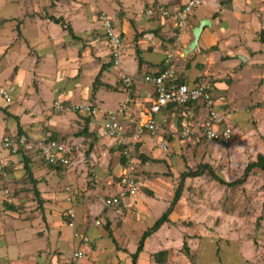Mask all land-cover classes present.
I'll use <instances>...</instances> for the list:
<instances>
[{
	"label": "rangeland",
	"instance_id": "1",
	"mask_svg": "<svg viewBox=\"0 0 264 264\" xmlns=\"http://www.w3.org/2000/svg\"><path fill=\"white\" fill-rule=\"evenodd\" d=\"M183 1L0 0V87L9 83L19 85L22 80L19 81L17 78L21 79V71L27 69L26 89L30 85L34 86L35 88H30V92L36 94L34 91L40 93V88L43 95L40 99H45L46 106H36L35 110L45 108L42 113L43 117L47 116L46 111L50 112L51 117L58 116L57 122L66 133L64 135L56 134L60 137L77 136L79 131H83L84 124L91 119V116L80 112L75 106L87 103L97 106L100 109L99 114L108 109H116V112L119 109L117 113L124 110L125 117L128 116V118L121 119V116L118 118L128 130L133 131L136 124L130 120L137 115L138 106H130V103L135 97L133 93L136 82L130 75L116 73L115 68L121 69L122 67L124 72L131 74L135 69V60L133 61L131 56L124 55L121 59L122 65L115 67L108 54V48L106 50V37L103 26L101 27L100 24L101 15L105 12L113 15L118 30L125 23L140 27L142 20H150L147 15L150 9L154 11L152 17L156 19L162 17L161 7L170 10L178 9L183 5ZM214 1L213 3L211 0H202V4L195 11L202 12L212 8L220 12L222 8L218 5L217 0ZM223 1L229 3L230 0ZM151 5L152 7H149ZM176 5L178 7H171ZM233 5L239 12L246 13L249 19L245 24L233 14L225 11L226 19L238 29L237 32L230 33L232 39L226 45L213 46L207 51V56L204 53H198V47L192 52L182 54V49L187 47L184 43L177 46L174 43V46L167 52V54H173L178 76L185 82L193 81V83L198 82L206 85L210 95V105H216L220 114H228L229 118L226 123L233 133L230 142L221 144L204 137L200 130L201 115L199 114L194 120L192 128L194 133L184 137L178 120L179 116L172 112L164 113L166 116L163 117L164 120L161 121L158 117L157 119L163 129L161 133L170 143L169 151L165 152L160 147L154 146L148 141V137H145L147 139L143 142L131 145V157L138 170L140 191L136 194L138 196H132L133 199L127 197L120 205L114 207L106 205L105 200L109 196H106L103 188H108L110 185L116 186L115 191L120 192L119 175L124 157L119 147H112V153L109 155L100 153L97 156L98 160L101 157L105 161L107 160L108 167L111 168L114 175L111 179L110 174L103 184L98 181L103 172L100 171V168L103 167L98 164L94 165L97 159L94 160L92 156L96 140L89 136H85L83 139V161L80 162L83 165L80 168H84H81L82 173L78 172L77 175L69 177L68 174L71 173L68 168H55L40 159L30 157L32 159L30 167L34 177L35 169L32 166L42 167L47 171L48 176L43 175L41 181L43 182L41 186L44 189L43 193H46V195H41L42 202L35 194L36 190L30 180V173L25 167V162L15 159V157L22 158L24 154L21 152V154L13 156L8 151L0 150V236L2 237V231H5L1 229L2 222L8 223L5 218L11 213L22 218L21 220H31L32 222L35 220L46 225L50 220L49 225H57L64 230L63 238L59 244L62 250L59 248V251L56 250L52 253L50 247L44 246L36 255L34 253L36 247L46 245L47 240L52 241V239L46 240L43 237L34 236L30 242L16 245L12 251L23 253L27 258L29 257L28 260L31 255H34L36 262L43 263L46 259L44 264H73L74 251L80 243L79 249H82L84 256L80 259L79 264H101L93 262L90 258L93 252L100 247V243L93 247V243H98L97 239L95 241L90 237L83 243L79 238H76L77 243L73 239V227L68 225L69 221L65 211L68 206H72V203L66 200L67 192L65 190L67 186H71L76 191L75 230L81 233L86 226L101 228L104 243L108 246L109 244L114 245L113 239L102 228L106 223L102 214L115 212L119 225L118 230L123 229L125 232L120 235V231L116 230L115 234L119 237L123 235L127 239L129 238L128 241H131L127 245L130 252L127 253L125 249L117 250V256L121 264L129 262L130 254L132 251H137L139 240L144 231L155 223L161 214V208L165 204L167 207L170 202L163 199L156 201L151 204V210L145 212L137 198H141L143 192L150 195L155 191H160L159 193H165L168 195L167 198L172 199L182 180L181 174L202 169L200 175H189L185 178L182 196L178 203V213L173 217L175 221H172L167 228L162 227L156 232L157 234L154 233V236L148 237V240L145 241L146 247L139 254L138 263L264 264V171L255 168L243 183L229 184L244 175L250 162L257 160L260 154L264 155V0H237ZM34 15L40 17L39 24L31 27V33H33L31 35L34 39L36 36V41L35 44L26 43V48H24L20 19L21 17H23L22 20L25 17L28 19L27 16ZM51 15L63 17L66 23L74 26L82 37L73 38L61 25L49 18ZM191 20L192 18H190ZM188 26L183 31L184 42H187ZM248 37H253V39L248 41ZM176 39L181 40L177 36ZM240 41L243 45L247 42L251 48H257L258 55L251 58L247 64L243 62L242 58H236L238 62L242 63L236 69L234 68L236 62L232 57L241 54L231 51L241 44ZM47 45L52 46L53 52H47L49 50ZM103 48L106 50L105 54H101ZM126 48L124 41V49ZM85 51L88 54L84 57ZM28 57L30 58L28 59ZM40 57L42 58L40 59ZM107 60L112 61V67L106 73H104L105 71L102 73L103 85L101 86H106L108 90L119 93H110L104 90L103 102L99 101L97 104L96 97L92 92L93 82L97 76L96 68L104 65ZM39 65L42 66L41 71L37 70L40 68ZM240 69L243 71H239ZM238 72L239 74H236ZM30 73L32 74L30 75ZM261 74V78L257 77ZM124 77H130L131 84L125 82ZM135 77L139 79L138 76ZM151 86L149 83L147 84V88L152 89ZM11 93L13 102L15 92ZM126 97H129L131 101L121 103L126 100ZM58 101L64 102L65 110H56L55 105ZM0 103H7L1 94ZM125 104H127V109ZM128 106L136 110H132ZM143 110L138 112L139 116ZM162 111L165 112L168 109ZM46 120L48 118L43 119L42 123H45ZM46 122L43 124L44 131L51 129L56 133L55 127L49 125L48 121ZM100 122H98V126L101 134L98 128L91 135L98 134L100 136L98 139H105L107 136L103 135ZM78 123H82V125L79 127ZM0 135L12 134L1 133ZM105 145L110 147L108 143ZM77 169L79 170V168ZM103 170L105 171V169ZM52 171H54L53 175H50ZM215 175H218L219 178H216ZM221 179H224L226 183L221 182ZM72 181L78 183L76 186L79 191ZM40 194H42L41 191ZM88 200H96V206L99 207L97 214L99 215H95L93 208L86 214L83 213V222L86 220L84 226L82 222L78 223V217H81L80 212L83 211L81 205ZM8 203L15 204L18 208L16 210L8 209ZM5 215L7 216L5 217ZM97 220L101 224H97ZM10 226V224L6 225L7 231H5V237L0 240V244L4 243L5 238L19 242V237L32 235V233L37 234L40 231L39 225L28 226L27 229L23 228L16 232L9 230ZM60 232L62 233L61 230ZM86 234L88 235V233ZM185 242L188 243L189 252L184 249ZM1 249L0 254L6 255L7 249ZM114 250L115 248H112V251ZM103 251L104 253L96 255V259H102L103 262L109 263L112 257L107 254L106 248ZM160 252L164 253L156 256ZM159 260L160 262H158Z\"/></svg>",
	"mask_w": 264,
	"mask_h": 264
},
{
	"label": "crops",
	"instance_id": "2",
	"mask_svg": "<svg viewBox=\"0 0 264 264\" xmlns=\"http://www.w3.org/2000/svg\"><path fill=\"white\" fill-rule=\"evenodd\" d=\"M186 1L187 0H184L182 4H184ZM211 1L213 3L215 2L214 0H211ZM217 1H218V5L222 8L220 12H217V10H215V9L213 10L211 8L208 10H204L202 12L201 11H199V12L195 11L193 13V15L191 17L192 20L189 22V26H188V30H187V37H186L187 42H184L185 41L184 35H183V38L181 40L178 41L176 39V32H175V29L173 27L172 21L170 19H166L163 17H157L155 19L152 17V16H154L153 14H148V13H147V15H149L148 18L150 20H148V21L146 19L142 20L140 27H136L137 25H135V27H134L133 25L125 23L123 25V27H121L119 29V32L122 33V36H123L124 41H125L126 46H127V48L125 49V54H123V56L124 55L131 56L133 61L135 60V69H134L133 73H131V74L124 72L122 67H121V69L114 67L116 70V73H121L123 75H130L135 79V82H136L135 86H134V93H133L135 97L132 99V101L129 97H126V100L121 101V103L122 102H128L129 103L131 101L132 103H130V106H138L137 110L135 108H131L128 106L130 109L137 111V115L134 117V119L130 120L131 122H134L135 124L137 123V119L139 117L138 112L147 108L152 103L153 97H155L153 85L149 83V85H152L151 86L152 89H149V87L147 88L148 82L145 81V75L156 74L162 69L163 59H164L165 55L167 54L168 50L174 46L173 45L174 43L176 46L179 45L180 43H184V45H188L193 40V29L197 25H199V23L202 19H208L209 18L212 21V25L210 27L206 26L204 28V30L202 31L201 36L199 38L198 53H202V54L204 53V55H206L207 51L209 49H211L213 46L220 47V46H222V44L226 45L230 41V39H232V35L230 36V33L237 32V30H238L235 25L230 24L229 21L226 19L225 15H224L225 11H228L230 14H233V16L239 18V20H241V21L245 22V24H247V21L249 19L248 15L246 13H242L243 11L239 12L233 5L235 3V1H237V0H233V1L231 0V2H229V3H227V1L224 2L223 0H217ZM149 7H152V5ZM171 7L176 8V7H178V5L171 6ZM244 12H246V11H244ZM27 17H28V19L26 17L23 20H22L23 17H21V19H20V30H21V35H22L21 38L24 39L22 41L24 48H26V43L28 44V42H30V44H35L36 36L34 39V37L31 35V34H33V33H31V27L37 26L39 24V18H40L39 15L27 16ZM100 24L102 27L101 22H100ZM58 25H60V24H58ZM55 26H57V25H55ZM73 28H74L75 34L77 35V38H75V37H73V38H75V39L81 38L82 36L77 32L76 28L74 26H73ZM35 34H37V33H35ZM137 34H138V37L136 38ZM248 38H249L248 41L253 39V37H248ZM105 43L107 46L106 47V50H107L108 45H107L106 40H105ZM240 43H241V41H240ZM46 47L49 49L47 51L48 53L53 52L51 50L52 49L51 45H47ZM104 49L105 48H103V51L101 54L106 53V50H104ZM216 49H217V47H216ZM41 50H42V48H41ZM160 52H161V54L159 55ZM231 52L241 54V56L244 57L243 62L246 64L248 63V61L251 58L253 59L258 55V49L257 48H251V46L247 42L244 45L241 43L238 47L235 48V50H233ZM211 53H213V52H211ZM86 54H88L87 51L84 52V57L86 56ZM108 54L110 55L109 48H108ZM237 55L238 54H236L232 57V59H234V62H236L234 64L235 67L233 66L236 69H237V67H239V65L242 64L236 60V58H239ZM29 58L30 57H28V59ZM41 58L42 57H40V59ZM111 62L112 61L109 62L108 60L105 61V64H104V69H105L104 71L105 72L104 73H106L108 71V69H111V67H112ZM121 65H122V63H121ZM101 66H103V65H101ZM101 66H98L96 68V72H97L96 74H98L100 72V70L102 68ZM39 67L40 68H38L37 70L41 71L42 66L39 65ZM94 67H95V64H94ZM25 70L26 71H21V74H20L21 79L17 78L19 81L22 80L20 82L21 85L20 84L17 85L16 83H9L8 85H6V86H9V85L15 86L16 91L14 94L13 102L11 101V103H8L10 101H7V103H4V104L0 103V134L4 133V134H12V135H18V136L20 135V137L22 136V137L29 138V139L39 138L46 131V130L44 131V125H43V124L47 123L46 121H48L49 125L55 127V132L57 131L56 132L57 135H59V133H61L62 135L66 134L64 132V129H62V127H60L59 123L57 122V120L59 119L58 116L54 117V115H53L51 117L50 112L46 111L47 116L43 117L42 113H44L45 108H39L38 110H35L36 106L37 107H39V106L41 107V105L46 106L45 101H44L45 99L44 100L40 99L41 95H42V93H41L42 90L40 88H39L40 93H37L36 90L34 91L32 89L36 94L30 92V90H31L30 88H32L34 86L31 87V85H30L26 89L25 85L27 82L28 70L27 69H25ZM239 71H243V69H240ZM31 74L32 73H30V75ZM236 74H239V72ZM135 76H138L139 79H136ZM143 76H144V78H142ZM22 77H24V79H22ZM257 77L261 78L262 74H261V76L258 75ZM107 78H109L108 75H107ZM240 79H242L241 76H240ZM112 80H114V78H112ZM104 81L108 82L107 80H104ZM187 83L199 84L198 82L193 83V81H191V82L188 81ZM17 86H18V88H17ZM2 87H5V86H2ZM2 87H0V89ZM104 90L108 91L110 93H119V92H115L112 90H108L106 88V86H100L99 90L95 94V97H96L95 102L97 104H99V101L103 102L102 95L104 93ZM127 96H129V95H127ZM125 105H126V109H127V104H125ZM108 111H116V109H108V110H104L101 112L105 113ZM118 111H119V109H117V112ZM167 112H172L174 115H176L174 113V111H169V110L165 111V112L162 111L161 113H159L157 115L158 119L161 121L164 120L165 118H163V117H166L164 113H167ZM16 116H17V118H16ZM118 116H121L120 117L121 119L128 118V116L125 117L124 110H123V112L118 113ZM45 118L46 119L48 118V120H46L45 123H42L43 119H45ZM99 121H101L100 123H101V125H103L104 118L103 117H98V118L91 117V119L86 124H84V127H83L84 129L82 128L83 131L82 132L79 131L77 136L72 135V136H69V138H64V137H60L57 135L56 136L59 138H62V139H71V140H83L85 136H87V137L89 136L90 138H94V140H96V142L94 143V149L92 151V156H93L94 160L97 159V161H95L94 165L98 164L99 166L103 167V168H100V171L101 170L103 171L102 176H100L98 178V181L101 184H103V183H105L106 179L110 176V174H111V179H112V177H114V175L112 173L111 168L108 167L109 163L106 162L107 160L105 161V159L103 157H101L100 160L104 161V162H102V161L98 160L97 156L100 155V153H103L105 155L111 154L112 153V147L114 148L115 145H114L113 141L108 137L105 139H103V138L98 139V137H100L98 134L95 136L91 135L93 132H95L96 129L99 128L98 131L100 130V127L98 126ZM81 125H82V123H78L79 127ZM99 133L101 134V130ZM160 135L162 137H164V139L166 140L163 133H161ZM173 135L175 136V134H173ZM87 137H86V139H88ZM107 143L109 144L110 147H107L105 145ZM169 145H170V143H169ZM16 158L18 160H22V158H20V157H15V159ZM82 158H83V153H80L79 156L74 157L73 163L70 166L66 167L69 169V172L71 173V174H68L69 177H70V175H77L78 172L82 173L81 168H84V167L80 168V166L83 165V164H80V162L83 161ZM32 167H34V169H35L34 174H35V178H37V181H38L37 187L39 188L38 190L42 192V194H40V197H42L41 195H46V193H43L44 189L41 187L43 182H41V181H42L43 175L48 176L47 171L44 168L42 169V167L41 168H39L38 166H32ZM77 168H79V170ZM103 169H105V171ZM120 170H121V168H120ZM106 171L108 173H105ZM53 172L54 171H52L50 173V175H53ZM72 183L75 185V187L77 189L78 183L77 182L74 183L73 181H72ZM118 187H120V185H118ZM115 189H116V186L113 187L111 185L108 188H103L106 196H109V197L112 195L118 194L117 193L118 191H115ZM65 190H66V188H65ZM77 191H79V190L77 189ZM157 192L155 191V192L151 193L150 195H147L146 193L143 192L142 197L137 198V199L140 202L141 208L144 209L145 212H149V210H151V204L155 203L156 201H160L162 199L166 200L168 202L170 201L167 207L165 204V206L161 208V214L159 216V218H160L163 215V213L166 211V209L171 205L173 198L172 199L167 198L168 195H166L165 193H159L160 191H157ZM140 195H141V193L139 194V196ZM136 196H138V195H136ZM136 196H134V197H136ZM75 197H76V191H75ZM130 198L133 199L132 196ZM75 203H76V200L72 203L71 207L74 208L75 213L77 214V210L75 208ZM178 203H179V201L174 206L173 211L169 216L170 221L163 224L161 226V228L162 227L167 228L168 225L172 221H175L173 219V217L178 213V211H177L178 210ZM96 205H97L96 200L95 201L88 200L85 202V204H82L81 208L83 209V211L80 212L81 217H78V223L82 222L83 225L85 226L84 222H86V220L83 222L82 217L84 214H86V212H89L91 210V208L94 209L95 215H99V214H97V212L99 211V207ZM68 207L66 208V210L68 209ZM102 215L104 216V219L106 221L105 226L102 228L108 233L107 235L111 239H113L114 245L109 244V246H108L104 243V241H103V237H104L103 236V230L101 228L86 226V228H84L83 232L81 231L82 235L87 236L88 238L91 237V239L95 240V241H96V239L98 240L97 244H96V242L93 243V247L98 246L100 243V245H99L100 247L97 248V250L93 252V255H91L90 258H91V260H93V262H99L101 264L102 263L103 264H121L120 259L117 256V250H124L125 249L127 251V253H129L130 251H129V247L127 245L130 244L131 241H128L129 238L127 239L123 235H122V237H119L118 235L115 234V231L119 229L118 220H117L115 212L114 213L108 212V213H104ZM6 216L7 215H5V217ZM19 219L20 218L16 214L11 213L10 215H8L5 218V221L8 220V223L2 222V225L4 228L1 226V229L7 231L6 225L10 224L11 226L8 227V229L9 230L11 229L13 232H16L18 230H22L23 228L27 229L28 226L33 227V226L39 225L40 231H38L37 234L32 233V232H34V231H32L31 232L32 235L19 237V239H18L19 242H13V240H11V239L7 240L5 238L4 243L0 244V249L6 248L7 253H6V255L0 254V264H44L47 261L46 259L43 263L36 262V258H34L35 256L31 255L30 260H28L29 257L27 258V256L24 255L23 253H15L14 252L15 250L14 251H12V250L14 249V247L16 245H23V244L30 242L34 236H38V237L40 236L46 240L51 238L52 241L47 240L46 245L44 244L43 246L41 245L39 247H36L35 252H34V253H36V255H38L39 251H41L44 246L46 248L50 247V249H51L50 251H52V253L55 252L56 250L59 251V248H61V246H59V244H60L61 239L63 238L64 230L59 228V226H57V225L56 226L49 225L50 220L47 221L48 224L46 225L45 223L43 224L40 221L37 222V221L33 220V222H32L31 220H25V219L21 220L22 218L20 220ZM60 230L62 231V233L60 232ZM5 231H2L1 234H3V236L2 237L0 236V240L5 237ZM29 231H30V229H29ZM73 231H74L73 232V239H74L75 243H77L76 238L74 237V233L76 231L75 227H73ZM118 231H120V235L125 234L123 229L118 230ZM86 233H88V235ZM152 235L154 236V234H152ZM127 236H128V234H127ZM141 238H142V236H141ZM91 239H90V241H91ZM140 240H139V242H140ZM147 240H148V238L145 241H147ZM82 243H83V241H82ZM80 245L81 244L78 243V245L76 247V251L79 250ZM146 245L147 244L145 242L144 247H146ZM105 248L107 250V254H110V256L112 257V259L109 260V263L103 262L102 259H100V260L96 259V255L104 253L103 249H105ZM112 248H115L116 251L115 250L112 251ZM61 250H62V248H61ZM98 251H101V252H98ZM133 253H135V252L132 251L130 254L131 255L130 261L125 262L124 264H133ZM87 255H89V254H87ZM20 257H24V258L21 259ZM43 257L46 258L45 256H43Z\"/></svg>",
	"mask_w": 264,
	"mask_h": 264
},
{
	"label": "built area",
	"instance_id": "3",
	"mask_svg": "<svg viewBox=\"0 0 264 264\" xmlns=\"http://www.w3.org/2000/svg\"><path fill=\"white\" fill-rule=\"evenodd\" d=\"M202 4V0H187L178 9L170 10L161 7L160 14L163 18L170 19L178 39L183 36L184 29L189 25L191 16L195 9ZM149 10L148 14H153ZM101 22L104 29L111 60L115 67L121 66V59L124 54V38L115 25L113 15L105 12L101 15ZM185 49V48H184ZM182 49V54L185 50ZM177 64L172 53H168L163 61L162 69L151 75H145V81L154 87V100L145 108L137 120L133 131L128 130L118 118L116 111H108L99 114L100 109L92 103L77 105L75 108L88 116L98 118L103 117L102 133L110 138L114 145L119 147L124 161L121 164L119 175L120 192L108 197L105 202L109 207L120 205L125 198L134 196L140 191V181L137 175V168L134 159L131 157L130 147L132 144L143 142L145 137L154 146L160 147L165 152L169 151V143L162 137V126L157 119V114L167 107L173 106L180 109V126L183 136L194 133V120L197 114L201 115L200 130L204 137L214 142L227 144L232 138V129L226 123L228 114H220L216 105H210V95L207 86L204 84L179 83ZM125 82L131 84L130 77H124ZM16 87L5 86L0 89V94L7 101H12V93ZM66 105L58 101L55 105L57 111L65 110ZM0 150L8 151L10 155L17 156L21 152L34 159H40L46 164L66 168L73 163L75 156L84 153L83 140H71L55 137L51 129L35 139L25 137L17 138L14 135L0 136ZM66 200L73 203L76 200L75 190L71 186L66 187ZM66 216L69 226L75 227L76 213L73 207H68ZM101 224L100 221H96ZM75 238L80 241H88L87 236L80 232L74 233ZM84 256L82 249L74 252L73 264H79Z\"/></svg>",
	"mask_w": 264,
	"mask_h": 264
},
{
	"label": "trees",
	"instance_id": "4",
	"mask_svg": "<svg viewBox=\"0 0 264 264\" xmlns=\"http://www.w3.org/2000/svg\"><path fill=\"white\" fill-rule=\"evenodd\" d=\"M229 2H231V0ZM49 18L52 19L56 24H60L62 26V28H64L68 32L69 35H71L72 37L77 38V35L75 34L73 26L71 24H67L63 17H55L54 15H51ZM263 40H264V38H263ZM104 70L105 69H104V65H103L101 70H100V72L97 74V76H96V78H95V80L93 82V90H92L93 95H95L97 93V91L99 90L100 86L103 85V82L101 81V75L104 72ZM177 81L179 83L185 82L184 79L181 78V77H179V79ZM165 109L166 110L168 109L169 111H174V113L176 115H178V113L180 111L179 108L175 109L173 106L167 107ZM16 118H17V116H16ZM178 120L180 121V117H178ZM54 136L57 137L56 133H54ZM144 158H146V157L144 156ZM22 161L25 162V167H26L27 171L30 173L29 177H30V180H31L32 184H34V188L36 190L35 193H36L37 197L39 198V201L42 202V199L40 197V191L38 190V187H37L38 181L34 177V175L32 174L31 167H30V162L32 161V159L30 157L26 156V155H22ZM50 166H52V165H50ZM52 167H55V166H52ZM55 168H60V167H55ZM255 168H259V169L264 171V155L260 154L257 157V160L250 162L248 164L247 168H246V171H245L244 175L239 180L233 181V182H231L229 184L238 185V184L243 183L248 178V175L251 173V171L253 169H255ZM201 172H202V169H198L196 171L183 172L181 174V179L182 180H181V182H179L178 188L175 191V195L173 197L171 205L166 209V211L163 213V215L155 221V223L151 227H149L147 230L144 231L143 236H142V238H141V240L139 242L138 249H137V251L135 253H133V264H139L138 263L139 254H140V252H142L144 250L145 240L149 236H151L152 234L157 232L161 228V226L163 224H165V223L170 221L169 216L172 213L174 206L177 204V202L180 200V198L182 196V191H183V185H184L185 178L187 176H189V175L190 176H198V175L201 174ZM215 176H216V178H219L218 175H215ZM221 182L226 183V181L224 179H221ZM7 207H8V209H12V210H16L18 208L15 204H12V203H8ZM184 249L187 252H189V246H188L187 242L184 243ZM163 253L164 252L157 253L156 256H160ZM158 262H160V260Z\"/></svg>",
	"mask_w": 264,
	"mask_h": 264
},
{
	"label": "water",
	"instance_id": "5",
	"mask_svg": "<svg viewBox=\"0 0 264 264\" xmlns=\"http://www.w3.org/2000/svg\"><path fill=\"white\" fill-rule=\"evenodd\" d=\"M212 22L210 19H202L194 29H193V40L187 45L184 49L185 52L189 53L194 51L199 46V38L201 36L202 31L206 26H211ZM239 58L244 59L243 56L237 55Z\"/></svg>",
	"mask_w": 264,
	"mask_h": 264
}]
</instances>
